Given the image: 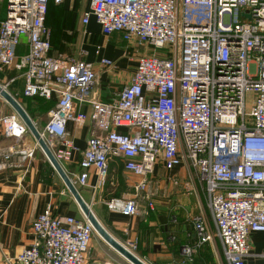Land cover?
Listing matches in <instances>:
<instances>
[{
  "label": "built area",
  "instance_id": "2783aa9c",
  "mask_svg": "<svg viewBox=\"0 0 264 264\" xmlns=\"http://www.w3.org/2000/svg\"><path fill=\"white\" fill-rule=\"evenodd\" d=\"M0 1L6 3L0 71L23 72L25 97L54 100L38 131L62 167L80 154L78 171L64 169L76 187L87 184L90 169L103 183L109 161L119 159L139 180L131 197H112L105 205L125 216L146 214L155 208L148 192L155 166L185 162L208 197L215 231L204 217H194L196 240L179 245L180 262L191 264L215 237L227 264L264 258L250 252L248 241L250 233L264 232V0H88L83 25L93 16L103 34L117 32L152 51L138 57L129 82L107 102L91 95L97 81L92 63L50 54L49 0ZM22 36L27 51L17 56ZM86 122L90 133L80 151L68 124ZM0 125L4 136L17 140L28 132L15 112L0 116ZM8 157L2 155L0 169ZM31 231L33 240L13 256L15 264H86L96 233L83 214L56 215L50 207L34 218Z\"/></svg>",
  "mask_w": 264,
  "mask_h": 264
},
{
  "label": "crops",
  "instance_id": "0c3cea01",
  "mask_svg": "<svg viewBox=\"0 0 264 264\" xmlns=\"http://www.w3.org/2000/svg\"><path fill=\"white\" fill-rule=\"evenodd\" d=\"M88 4V0H63L60 4L50 2L46 24L47 21L52 22L56 24L55 29L61 31L60 38L51 42L50 54L59 52L92 63L97 81L91 95L107 102L129 82L138 57L152 51L147 45L125 41L117 32L103 34L93 16L83 25L80 18ZM5 17L6 3L0 1V20ZM70 37L77 40L76 44H71L73 46L68 45ZM26 51V37L22 36L16 54L20 56ZM102 58L111 60L112 66L102 64ZM0 84L20 103L35 125L42 114L54 106V100L25 97L22 94L23 72L14 67L0 71ZM49 102H52L50 107ZM83 109L88 111L89 106ZM13 112L12 107L0 97V116ZM68 128L73 144L82 151L89 137L90 122L81 126L69 123ZM3 154L9 157L4 161L6 166L0 169V264H15L13 256L33 240L31 224L40 212L50 207L54 214L61 216L79 217L82 213L29 130L17 140L4 136L0 125V162ZM79 157V153L74 154L72 162L63 164V169L78 171ZM108 165L103 183L90 169L87 184L76 188L102 226L126 248L134 242L136 248L132 253L146 264H182L179 245L195 242L192 220L196 216L204 217L215 231L208 197L198 184L195 171L187 163L182 162L172 169L157 164L148 177V192L155 208L146 214L132 216L110 211L105 203L112 197H131L139 177L124 170L119 159H111ZM139 202L144 204L145 198L141 196ZM170 236L174 237L173 241ZM254 238L264 240V232H252L248 236L250 252L260 253L253 251ZM126 261L98 234L92 235L86 264H126ZM191 264H227L220 240L215 237L201 246ZM247 264H264V258L248 257Z\"/></svg>",
  "mask_w": 264,
  "mask_h": 264
},
{
  "label": "water",
  "instance_id": "95a60500",
  "mask_svg": "<svg viewBox=\"0 0 264 264\" xmlns=\"http://www.w3.org/2000/svg\"><path fill=\"white\" fill-rule=\"evenodd\" d=\"M249 16V14L247 15ZM0 97H2L15 111V113L19 116L22 122L26 125L29 132L33 135L36 142L38 143L40 149L48 158L50 164L54 168V170L58 173L60 178L62 179L65 187L69 191V193L74 198L75 202L78 204L81 213L84 217L90 222L94 231L114 250H116L121 256H123L127 261L131 264H146L143 260L133 254L129 249L123 246L120 242H118L100 223V221L96 218L89 205L83 200L80 193L78 192L76 186L71 182L70 178L66 174L63 167L56 161L51 150L40 136V133L25 111V109L20 105V103L0 84Z\"/></svg>",
  "mask_w": 264,
  "mask_h": 264
},
{
  "label": "rangeland",
  "instance_id": "374dc122",
  "mask_svg": "<svg viewBox=\"0 0 264 264\" xmlns=\"http://www.w3.org/2000/svg\"><path fill=\"white\" fill-rule=\"evenodd\" d=\"M79 9H80V7H79ZM46 25H47V27L50 30V34H51V37H52V41L54 39L56 40V39L60 38L61 31L55 29L56 27H54V26H56V24L53 25L52 22L48 23V21H47V24ZM70 35H72V34H70ZM70 38H71V40L69 41V44L68 45L69 46H73L74 43L76 44V41L77 40H75V37H70ZM71 44H73V45H71ZM58 54H61V53L56 52L53 55H58ZM65 57H71V56L65 55ZM46 111H45L46 114H42V116L39 118V120L37 122V125L36 126H37V129L39 131H42L44 124L48 120V112H46ZM94 234H97V233H94ZM253 241H254L253 251L264 252V240L262 238H254ZM126 264H131V263L129 261H126Z\"/></svg>",
  "mask_w": 264,
  "mask_h": 264
},
{
  "label": "trees",
  "instance_id": "16d2710c",
  "mask_svg": "<svg viewBox=\"0 0 264 264\" xmlns=\"http://www.w3.org/2000/svg\"><path fill=\"white\" fill-rule=\"evenodd\" d=\"M50 2H53L52 0H49L48 1V7H49V4H50ZM48 7H47V12H48ZM46 16H47V14H46ZM47 20V19H46ZM46 20H45V22H46ZM52 42V37H51V35H50V43ZM52 105V102H49V107ZM193 263V262H192Z\"/></svg>",
  "mask_w": 264,
  "mask_h": 264
}]
</instances>
